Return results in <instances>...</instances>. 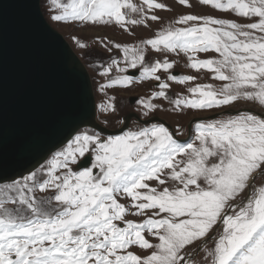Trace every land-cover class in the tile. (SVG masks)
<instances>
[{"label":"snow or ice","instance_id":"1","mask_svg":"<svg viewBox=\"0 0 264 264\" xmlns=\"http://www.w3.org/2000/svg\"><path fill=\"white\" fill-rule=\"evenodd\" d=\"M47 7L54 22L129 35L158 25L138 44L96 38L113 54L100 65L99 88L155 81L151 98L192 113L193 135L181 142V126L162 122L108 136L73 127L39 167L0 182V264H264V0ZM175 58L195 75L174 73ZM173 83L185 93L170 96ZM137 103L144 117L160 107ZM99 109L115 112L114 97Z\"/></svg>","mask_w":264,"mask_h":264},{"label":"water","instance_id":"2","mask_svg":"<svg viewBox=\"0 0 264 264\" xmlns=\"http://www.w3.org/2000/svg\"><path fill=\"white\" fill-rule=\"evenodd\" d=\"M134 118L167 124L129 113L120 128L101 125L88 70L46 21L41 0H0V182L39 167L73 127L119 135Z\"/></svg>","mask_w":264,"mask_h":264},{"label":"rangeland","instance_id":"3","mask_svg":"<svg viewBox=\"0 0 264 264\" xmlns=\"http://www.w3.org/2000/svg\"><path fill=\"white\" fill-rule=\"evenodd\" d=\"M48 2H49V0H41V9H42V12L46 18V21L58 33H60L63 36L64 40L69 44V46L72 48V50L75 52V54L78 57H81L80 59L82 60L83 64L87 67L88 73H89L91 80H92L95 101H97L99 94L97 96V94L95 92L96 82H95V80H93V74H95V75L97 74L96 69H98L99 71H102V70H100V68L96 67L95 63H98L101 65L104 63L106 58L109 57V54L113 55L112 53L104 52V50L96 43V38L107 36L116 42H126L129 44H138L139 40L136 37L148 38L152 34V32H154L157 29V27H159L158 25L154 24L152 27V32H149V31L143 29L142 27L136 28L134 30L135 34L129 35L127 33H123L119 28L113 27V26L84 27L83 25H79V24L57 23V22H54L50 19L51 12L49 11V9L47 7ZM180 11H183V10L181 9ZM202 11H209V10L203 9ZM214 14L219 15V13H214ZM161 15L167 17L169 14L168 13H161ZM167 23H168V20L166 19L164 21V26H166ZM85 33H87V34L85 35ZM90 34H91V36H90ZM74 36H76L77 38H81L82 42H85L88 45L87 49L81 50V48L75 43V41L73 39ZM97 52L102 53L103 58H101V56H98ZM115 55L120 57V56H122V53H115ZM155 58H162V57H149V62H151ZM169 58L172 59L173 57L170 56ZM175 59H177L178 63L174 67V69H172V71L180 72V74H193V75H195V73L192 70L187 69L185 67V60L184 59H182V58H175ZM112 75L115 76V75H117V73L114 71L112 73ZM161 75L163 76L164 74L161 73ZM103 78L104 77H102L99 74V83L98 84L103 83ZM200 82H209V81L204 79L203 75H201ZM157 90L158 89L156 88V83H153V81L134 83L133 85H131L129 88H126V89H118V90L108 89V90H106V95H103V97L99 96V98L101 100L99 101V103L97 105V110H98L97 121L105 127H109V126L112 127V126H116L119 123V120L121 121L122 117L125 114L127 115V113L129 114V113L135 112L141 117V116H143L142 115L143 108L139 103H137V101L141 100V99H144L145 101L151 99L152 103H155V104L159 105L160 107L158 108V110L150 113V115L147 117L148 119L150 118V116H152V114H154L155 112H158L159 109L162 108L161 111H159L161 113L160 115L166 116V118L168 120L173 122L174 126H177V124H179L180 126L184 127L185 130L188 129V128L186 129V126L189 125L188 127H191L190 126V120H191V116L193 114L188 113V112L183 113V114L176 113L172 110L173 106L168 101L161 100L159 98L152 99L151 93L154 91H157ZM170 92H174V93L169 94L170 96H172L174 98L176 93H185V87L183 85L173 83L172 87L170 89ZM110 95L113 96L115 99L116 111L115 112H101L99 109V105L101 103L107 101V99H108V97H110ZM238 107H240V108H251V109L256 110V106L253 104L242 103ZM202 115H211V113H203ZM169 117H171L172 119H170ZM137 127H140V126H138V125L133 126L132 129H130V130H135ZM82 129H85V128H82ZM210 246H211V244H209V247ZM203 255H204V253L201 252L200 255L197 257L198 262L202 260Z\"/></svg>","mask_w":264,"mask_h":264},{"label":"flooded vegetation","instance_id":"4","mask_svg":"<svg viewBox=\"0 0 264 264\" xmlns=\"http://www.w3.org/2000/svg\"><path fill=\"white\" fill-rule=\"evenodd\" d=\"M85 49H87V48H85ZM81 50H84V49H81ZM99 70L98 69H96V75L95 74H93V80H95V82H96V84H95V92H96V94H97V96H98V94H99V96H101V97H103V95H106V91H101L100 90V88H99V85L100 84H98L99 83V72H98ZM131 72H135V74L136 75H138L139 74V70L137 69V70H130V73ZM174 73L175 72H177V71H173ZM180 72H178L177 74H179ZM163 77V76H162ZM105 82V78H103V83ZM146 82H151V81H146ZM136 83H141V82H136ZM153 83H156L155 81H153ZM102 84V83H101ZM170 93H174V92H170V90H169V94ZM99 96H98V99H97V104L99 103V101L101 100L100 98H99ZM110 97H113V96H111L110 95ZM162 109V108H161ZM161 109H159V111H161ZM155 112L154 114H152V116H150V118L151 117H160V118H162V119H164V120H166L167 121V124L169 125V129L170 130H175V128H176V126H174L173 125V122H171L170 120H168L167 118H166V116H164V115H160L161 113L160 112ZM128 114V113H127ZM126 116V114L122 117V120L120 121L119 120V123L116 125V126H109V127H107V128H109V129H117V128H120L121 126H122V124H123V118ZM142 118H144V119H146L147 117H143V116H141ZM170 119H172L171 117H169ZM156 123H160V122H156ZM167 124H165V126H167ZM136 125H138V126H142L141 124H139L135 119H133L132 120V122H131V128L130 129H132V127L133 126H136ZM189 126V125H188ZM188 126H186V129L187 130H185L184 129V127H182L181 126V128L183 129V131H184V134L182 135V136H179V137H177L181 142H184V141H187V140H189L190 138H191V136L193 135V133H192V130H191V127H188ZM168 127V126H167ZM190 128V129H189Z\"/></svg>","mask_w":264,"mask_h":264},{"label":"bare ground","instance_id":"5","mask_svg":"<svg viewBox=\"0 0 264 264\" xmlns=\"http://www.w3.org/2000/svg\"><path fill=\"white\" fill-rule=\"evenodd\" d=\"M87 33H85V35H86ZM65 36V35H64ZM88 36V35H87ZM90 36H91V34H90ZM91 78V77H90ZM140 96V95H139ZM135 119V118H134ZM132 122V121H131ZM154 123H156V122H154Z\"/></svg>","mask_w":264,"mask_h":264}]
</instances>
